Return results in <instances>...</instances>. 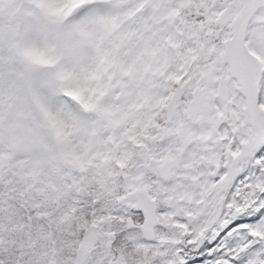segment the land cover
<instances>
[{
  "label": "snow or ice",
  "instance_id": "snow-or-ice-1",
  "mask_svg": "<svg viewBox=\"0 0 264 264\" xmlns=\"http://www.w3.org/2000/svg\"><path fill=\"white\" fill-rule=\"evenodd\" d=\"M0 264H264V0H0Z\"/></svg>",
  "mask_w": 264,
  "mask_h": 264
}]
</instances>
